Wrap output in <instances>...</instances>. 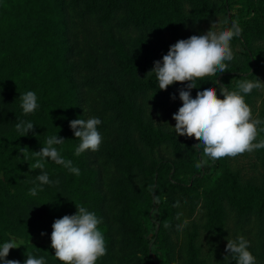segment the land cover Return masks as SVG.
<instances>
[{"label":"trees","instance_id":"trees-1","mask_svg":"<svg viewBox=\"0 0 264 264\" xmlns=\"http://www.w3.org/2000/svg\"><path fill=\"white\" fill-rule=\"evenodd\" d=\"M72 7L82 20H91L101 31L100 42H86L87 51L72 30ZM221 10L227 27L235 21L242 29L241 36L231 41L234 59L227 62L225 73L197 80L192 98L213 87L223 99L221 86L236 90L240 79L261 80L264 0H0V245L14 239L19 246L10 251L8 260L24 264L25 254L30 253L44 257L46 264H62L51 247L52 225L65 215L77 214V204L102 221L99 228L107 254L97 264H172L175 243L170 233L178 225L174 205L181 192L188 196L191 209L202 201L208 216L202 227L205 233L219 240L230 236L235 240L241 230L256 264H264V149L256 150L258 176L253 178L232 173L225 158L208 160L197 168L205 158L195 138L185 137L186 164L164 158L148 165L143 159L147 147L160 146L171 138L161 130L156 132L152 120L145 121L141 94L152 91L157 113L174 115L183 103L175 84L160 90L155 74L148 73L183 32ZM130 30L137 34L132 48L122 35ZM101 82L107 84L111 96L106 109L124 135L121 147L110 150V157L127 175L115 198L121 205L116 215L110 213L113 199L107 194L103 175L88 161L95 153L74 154L79 140L70 127L71 121L86 119L85 88ZM181 89L187 90V85ZM27 91L36 93L39 108L24 115L19 98ZM258 92L253 90L245 100L252 108L261 97L256 118L264 120V94ZM18 120L32 122L34 131L21 137L14 127ZM103 128L98 126L101 134ZM46 135L65 140L56 147L80 169V175L49 159L45 171L59 184L43 185V191L32 196L29 190L40 170H30L29 165L35 163L33 152L41 150ZM259 139H264V132ZM230 219L234 220L232 229ZM37 238H46L48 243ZM119 246L131 251L117 263L113 252ZM192 252L190 264H203L197 250ZM224 264L236 262L231 258Z\"/></svg>","mask_w":264,"mask_h":264},{"label":"clouds","instance_id":"clouds-1","mask_svg":"<svg viewBox=\"0 0 264 264\" xmlns=\"http://www.w3.org/2000/svg\"><path fill=\"white\" fill-rule=\"evenodd\" d=\"M218 23H213L211 30L206 34L193 35L176 42L163 56L162 62H155L154 69L148 73L155 74L160 90L166 91L176 83L187 85V90L181 89L179 92L183 103L173 115L176 122L173 129L179 136L200 141L196 148L202 149V157L205 159L196 164L197 168L208 160L214 162L226 157L235 158L244 153L264 149V139L258 140L259 133L264 132V127H261L264 120L254 117L252 108L245 100L253 90L264 88V82L258 78L240 79L237 81L236 90L220 87L223 99L219 98L213 87L198 91L196 97L192 98L191 89L197 88V80L225 73L227 62L234 59L231 41L241 36L242 29L233 21L230 27L216 30ZM223 23L227 25L228 21ZM19 100L24 115L34 114L39 108L38 97L34 91L20 94ZM101 124L102 121L97 117L78 118L70 122V127L79 140L74 150L76 156L89 150L99 151L103 141L98 131ZM14 127L17 133L24 137L34 131L35 125L30 121L18 120ZM64 142L59 136L46 135L41 150L33 152L37 159L29 165L30 170L39 169L40 174L33 181L35 186L29 190L30 195L36 196L38 191H43V185L59 184L58 179L50 180L45 171V162L49 159L62 165L70 173L80 175V169L73 166L71 160L64 159L56 147ZM20 153L27 159L25 149H21ZM75 205L77 214L65 215L56 219L52 225L51 247L55 250L54 257L62 264H97V261L107 254L104 234L99 228L102 221L86 207ZM174 206L179 207V201ZM181 215L182 213H178L176 219L179 220ZM187 224L188 220L185 219L177 225V229L182 231ZM249 247L250 242L243 236L235 240L227 239L226 251L236 264H256V258L249 251ZM17 248L18 242L14 239L0 245V261H3V264H20L17 260L7 259L10 251ZM25 255L27 258L24 264H46L44 257L37 258L30 253ZM226 259L228 257H225Z\"/></svg>","mask_w":264,"mask_h":264},{"label":"rangeland","instance_id":"rangeland-1","mask_svg":"<svg viewBox=\"0 0 264 264\" xmlns=\"http://www.w3.org/2000/svg\"><path fill=\"white\" fill-rule=\"evenodd\" d=\"M221 4V3H220ZM71 13L73 16V27L72 30L79 34L82 47L84 51H87L86 42L90 40L91 42L101 41V31L99 26H94L91 20L85 21L80 17L77 9L72 7ZM226 20L225 13L221 10L216 14L207 16L198 25L189 28L187 31L183 32L181 39H188L193 35H203L211 30L213 23H218L216 25V30H221L227 27L223 22ZM124 41L128 47H134V41L137 34L134 30L123 31L122 32ZM104 39V38H103ZM97 42V43H98ZM261 82H264V67L260 73ZM104 81V80H102ZM175 86L181 90L182 84L176 83ZM107 84L104 82L98 83L96 86L91 88H85L87 101L84 103V114L86 119L97 117L101 118L103 125L102 137L103 141L100 146L99 151L94 152L95 157H88V161L91 163V167L98 170L105 179V189L108 196L113 199L112 209L110 213L116 215L121 210V205L116 201V196L118 195L121 185L126 180V171L123 167L115 162L110 157V150H117L121 147L124 139L123 132L120 128H117V124L114 121V117L111 112L107 111L106 103L111 99L110 94L106 91ZM259 96L264 94V88L259 89ZM261 97L255 99L252 110H257L253 112L256 118L261 107ZM140 104H143L145 110L146 120L154 122V127L156 132L160 130L171 138L170 141L162 143L160 146L147 147L143 153L144 161L149 165L153 161L162 160L164 158L175 161L178 164H186V158L184 155L185 151V137L179 136L175 133V120L173 115L166 114L165 111L157 113L154 108V101L152 98V91L149 90L147 94L140 98ZM172 128H171V127ZM89 156L91 151L86 152ZM226 164L231 169L232 173L240 172L241 178H253L257 177V172L254 171V164L259 163L256 158V150L251 153H244L235 158L226 157ZM244 175V176H243ZM178 201L180 206L177 208V214L182 213L178 224L183 223L186 219L188 224L183 230H178L176 228L171 234V238L175 246L171 255L172 264H190L191 257L193 255L192 249L195 248L198 252L197 259L203 264H224L231 262V255L226 251L227 240H219L214 235H209L204 232L203 225L207 223L208 216L206 211L201 207L202 201L194 207L190 208L189 198L184 193H177ZM232 219L229 220V228H233ZM241 230L238 231V235L234 237L237 239L242 236ZM233 238V236H230ZM37 240L43 244H47L48 240L46 238H37ZM131 249L124 246H119L113 252L115 262L119 263L123 255L130 252ZM225 257L228 259L225 260Z\"/></svg>","mask_w":264,"mask_h":264}]
</instances>
